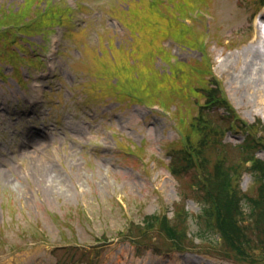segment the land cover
Wrapping results in <instances>:
<instances>
[{
	"label": "rangeland",
	"instance_id": "obj_1",
	"mask_svg": "<svg viewBox=\"0 0 264 264\" xmlns=\"http://www.w3.org/2000/svg\"><path fill=\"white\" fill-rule=\"evenodd\" d=\"M103 2H94L95 12H87L86 24L82 27L67 28L68 34L84 45L76 57L71 44L61 43L59 37V48L67 45L70 57L59 59L57 55L45 106L39 102L37 109L34 105L27 109V101L22 96L26 92L17 91L14 84L0 88V104L7 106L5 111H0V264H264L263 205L251 216H246L248 213L243 210V217L251 219L246 224V220L231 212L230 202L225 201V218L234 224L243 239L242 257L237 254L240 251L221 250L217 236L212 229L208 231L204 218L197 222L190 220L185 234L192 241L182 238L181 246L171 244L165 229L153 230L149 226L150 219L153 222L157 214L170 227L176 225L182 210L201 213L198 203L201 193L193 189V174L181 169L179 177L173 178L170 175L173 168L168 170L166 165V153L172 157L175 167L182 164L179 152L187 151L191 143L187 139L180 143L181 134H194L191 123L195 126L192 117L196 103L203 104L207 93L203 88L213 82L201 84L207 82L209 75L203 62H196L209 59L208 73L212 71L239 119L246 124L257 125L260 121L264 125V87L250 82L233 84L230 77L222 74V60L232 67V76H237L252 49L259 48L264 58L256 20L264 12V6L258 12L255 10L260 7L259 0H205L203 5L189 0L192 8L200 7L209 14L204 13V19L200 18L204 20L202 24H198L200 21L183 28L185 35L181 38L169 26L170 21L143 9L148 7L146 3L137 11L134 0H107L108 6ZM170 2H159V14L179 20L187 7L183 2L177 6L174 0ZM60 3L61 0H40L25 24L26 29L38 24L43 12ZM124 9H128L126 16L130 17L126 22L128 28L118 23L125 17L120 13ZM131 9L134 10L131 12ZM150 18L159 21L156 26L149 22ZM191 30L197 31L200 39L209 32L203 49L198 45L188 46L193 43L188 37ZM133 33L135 38L131 37ZM32 38V33H0V83L22 81L25 88L26 78L38 77L45 70L32 61L31 48L38 46ZM94 41L98 45H93ZM162 43L182 63L200 70L188 65L187 70L192 74L185 76L183 82L168 77L165 71L168 64L162 70L163 59L150 56L152 52L161 57L158 51ZM200 77L202 80H197ZM147 79L150 81L141 82ZM95 80H98L96 85L88 82ZM184 82L195 92L183 86ZM142 86L148 90L147 96L158 88L164 90L166 104L158 102L163 101V94L157 98L145 97ZM130 91L138 96L133 97V104L153 100L162 110H167V105L175 106L174 114L178 116L173 121L164 114L150 113L147 106L131 105L127 97ZM32 95L30 92L33 100ZM175 97L180 100L191 97L189 102H198L193 111L183 110L174 101ZM19 99L20 108H10ZM13 112L17 115L12 116ZM30 113L41 119L36 128L30 127L26 119L16 123L17 116L26 117ZM213 119L224 131L222 143L228 146V153L201 149L198 159L194 147L190 156L194 171L199 172L201 165L211 171L216 162L215 168L220 163L230 173L236 169L241 156L257 153L259 159H264L263 150L247 151L238 147H245L248 140L241 128L227 129L226 119L222 123L219 117ZM12 126L17 130L11 129ZM112 135L127 137L135 143L144 139V149L133 145L127 148L126 140L113 141ZM250 137L263 139L264 133L253 131ZM137 155L144 157L141 160ZM224 178L225 175L217 178V187ZM250 183L253 180L248 174L239 176L241 191L250 188ZM77 205L87 209L92 221ZM40 231L46 236L44 242H40ZM53 245L60 249L51 252Z\"/></svg>",
	"mask_w": 264,
	"mask_h": 264
},
{
	"label": "bare ground",
	"instance_id": "obj_2",
	"mask_svg": "<svg viewBox=\"0 0 264 264\" xmlns=\"http://www.w3.org/2000/svg\"><path fill=\"white\" fill-rule=\"evenodd\" d=\"M259 19L264 23V12L259 14ZM258 40V42L262 43V47H264V40L261 37H258ZM251 52L244 58L237 76H232L230 72L232 67L225 60H222V74L230 77L233 84L250 82L256 86L264 87V58L260 56L261 52L259 48L252 49ZM36 87H39V85H36Z\"/></svg>",
	"mask_w": 264,
	"mask_h": 264
},
{
	"label": "trees",
	"instance_id": "obj_3",
	"mask_svg": "<svg viewBox=\"0 0 264 264\" xmlns=\"http://www.w3.org/2000/svg\"><path fill=\"white\" fill-rule=\"evenodd\" d=\"M216 149H217V148H216ZM263 173H264V170H263ZM263 180H264V178H263ZM262 187H264V184H262ZM237 198H238V199L241 198L240 195H239ZM238 199H237V200H238ZM231 203L234 204V206H235V202H231ZM234 209H235V207H234ZM183 224H184V223H181V227H182V228L185 227V225H183Z\"/></svg>",
	"mask_w": 264,
	"mask_h": 264
}]
</instances>
